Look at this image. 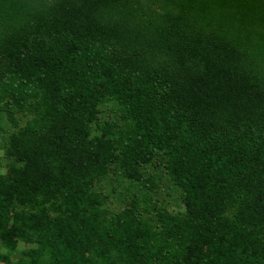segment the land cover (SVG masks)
Masks as SVG:
<instances>
[{
	"label": "trees",
	"instance_id": "obj_1",
	"mask_svg": "<svg viewBox=\"0 0 264 264\" xmlns=\"http://www.w3.org/2000/svg\"><path fill=\"white\" fill-rule=\"evenodd\" d=\"M0 103L16 129L6 247L43 245L48 264H264V0H0ZM157 162L186 213L147 196L151 225L138 201L101 207L113 165L152 189Z\"/></svg>",
	"mask_w": 264,
	"mask_h": 264
},
{
	"label": "rangeland",
	"instance_id": "obj_2",
	"mask_svg": "<svg viewBox=\"0 0 264 264\" xmlns=\"http://www.w3.org/2000/svg\"><path fill=\"white\" fill-rule=\"evenodd\" d=\"M2 103H0V175L8 173L12 160L9 159L7 152L9 150L10 136L16 131L14 126L9 122L5 112L1 110ZM117 107L114 103L102 106L100 109L99 118L101 122L97 126H93L92 136L100 135V128L104 125L107 119L112 121L117 118ZM115 121H113L114 123ZM118 126L114 127L112 132L115 136L122 131L120 122ZM23 125V123H21ZM113 135V136H114ZM145 170L142 171L143 176L150 178L152 182V189L150 186L142 187L138 182L127 180L117 169L116 165L107 173L102 180L96 182L92 190L102 195L101 207L109 214L113 215L125 208H128L138 201V207H131L135 211V215L142 214V220L147 221L151 225H155L156 221L153 219L155 214L149 212L146 204H143L145 197L149 196L154 205L158 208L167 210L171 215H178L186 213V208L182 203V191L178 189L175 183L166 174L164 168L157 163L146 165ZM146 208V209H145ZM150 218V220H149ZM149 220V221H148ZM43 249L42 263L48 264L52 261V252L50 248H45L43 245L26 244L19 240L15 249L6 247L0 241V256L7 254L6 259L0 261V264H18L19 260L25 258V254L30 250Z\"/></svg>",
	"mask_w": 264,
	"mask_h": 264
},
{
	"label": "crops",
	"instance_id": "obj_3",
	"mask_svg": "<svg viewBox=\"0 0 264 264\" xmlns=\"http://www.w3.org/2000/svg\"><path fill=\"white\" fill-rule=\"evenodd\" d=\"M6 255L7 254H2V256H0V261L3 260V259H6Z\"/></svg>",
	"mask_w": 264,
	"mask_h": 264
}]
</instances>
